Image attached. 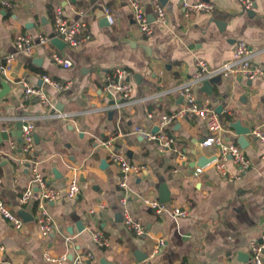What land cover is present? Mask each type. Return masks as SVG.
<instances>
[{"label": "crops", "instance_id": "obj_1", "mask_svg": "<svg viewBox=\"0 0 264 264\" xmlns=\"http://www.w3.org/2000/svg\"><path fill=\"white\" fill-rule=\"evenodd\" d=\"M132 1L11 0L12 8L0 7V58L14 56L10 73L0 74V200L24 223L16 229L0 214V264H52L45 259L47 251L72 260L78 254H91L89 264H101L103 259L114 264H244L239 259L243 253L249 254L252 264L251 242L264 233V148L250 133L249 144L242 149L230 124L239 121L250 130L264 125V80L222 76L212 97L202 92L201 85L193 89L199 102L209 98L215 110L223 106L219 115L227 127L224 138L251 161L247 170L228 161L230 176H222L214 160L196 175L194 151L209 136L196 116L166 128L177 140L172 150L160 151L134 129L142 126L153 131L161 115L183 107L180 86L198 72L199 58L219 67L231 58L237 43L245 41L254 62L264 67V0H251L250 11L243 9L240 0H163V4L138 0L149 18L151 35L142 33L136 23ZM186 1L209 2L215 9L186 16ZM157 3L166 10L164 25L155 21ZM59 5L70 21L87 24L88 42L62 51L52 44ZM97 12L112 16L113 23L102 25ZM19 35L32 38L31 54L17 51ZM42 37L50 40L49 47L40 43ZM52 51L72 66L55 63ZM117 68L127 71L125 80L133 86L128 98L107 89L108 78ZM43 75L70 86L65 91L53 89L43 82ZM22 81L44 88L50 106L26 97ZM149 114L155 119H149ZM24 119L36 125L39 142H35L34 159L48 185L60 193L47 203L57 224L48 237L42 236L37 223L39 189L34 187L28 203L20 201L31 179L28 164L20 162L21 143L17 137H1L5 131L16 135V125ZM109 140L129 162L145 167L129 181L128 203L132 217L144 225L143 235L123 223L121 173L108 160L104 143ZM201 147L205 157H217L215 147ZM73 177L81 192L70 199L67 189ZM162 183L171 192V201L165 204L186 209L187 217L156 214L143 205L142 197L160 199ZM96 233L109 245L97 243ZM138 254L147 258L140 262Z\"/></svg>", "mask_w": 264, "mask_h": 264}, {"label": "built area", "instance_id": "obj_2", "mask_svg": "<svg viewBox=\"0 0 264 264\" xmlns=\"http://www.w3.org/2000/svg\"><path fill=\"white\" fill-rule=\"evenodd\" d=\"M243 9L250 11L253 9V2L251 0H240ZM132 8L135 14V20L140 30L145 35H151L152 29L149 18L145 14L144 9L140 5L138 0H133ZM1 8H12L13 3L11 0H0ZM186 16L191 12H206L211 13L215 7L209 2H196V3H184ZM155 21L161 25L167 23L166 10L160 4L154 6ZM108 20L113 23L114 18L108 15ZM54 27H55V38L63 41L67 47L76 48L83 43L88 42L91 37L86 33L87 24L83 21L72 22L65 17L63 8L59 5L55 9L54 14ZM40 43L46 47H49L50 40L42 37ZM15 47L17 51L31 54L34 49V43L30 36L19 35L15 40ZM254 54L251 51L249 45L245 41L237 43L236 47L232 52L231 58L223 63L221 66L212 68L204 59H197L196 65L198 72L187 82L180 86V91L184 97L185 103L183 107L177 111L169 114L161 115L157 120L158 132L146 129L142 126L135 127L134 133L141 135L149 142L157 144L160 151L172 150L177 147V140L174 137L169 136L165 130L174 122L183 120L189 115L198 117L204 122L209 136L201 144L203 147H215L217 149V159L215 165L217 171L222 176H230L228 174L226 164L231 161L236 166L243 170H247L251 166V161L245 156L243 150L236 144L228 142L224 138V134L227 132V127L220 115L216 112L212 101L206 98L202 101H198L194 94V87L201 85V83L207 79L215 76L223 77H238L248 80L263 79L264 80V67L254 62ZM14 56L6 57L5 59L0 58V74L7 76L12 67ZM52 59L55 63L69 68L72 66L70 60L64 59L55 51H52ZM127 71L123 68L114 69L110 77L108 78L107 89L111 91H117L121 93L125 98H128L133 93V86L131 83L125 80ZM42 80L49 87L58 91H65L69 88V83L60 82L52 79L47 75L42 76ZM21 85L24 89L26 97H36L41 104L46 108L50 106V98L47 92L42 87L29 85L26 81H22ZM149 119L154 120L153 114L148 115ZM22 128V143L21 153L22 159L21 164H28V169L31 174L29 186L23 193L20 201L23 204L29 202L34 195V187L39 189L40 200L38 204L37 223L39 230L44 237H48L54 233L57 229V224L50 214L47 203L55 201L59 198L60 193L57 189L48 185L40 165L34 159L36 150L35 143V128L36 125L31 119H24ZM251 135L261 143L264 148V125H259L251 129ZM12 148L15 147L13 143ZM104 146L108 149V160L116 165L121 173V180L119 186L122 190L120 197V205L123 213V223L136 235L140 236L145 233L144 225L136 221L129 210V197L131 190L129 188V181L133 175H139L143 173L145 167L135 163L129 162V160L119 153L114 147L113 140H109L104 143ZM200 168L196 169V175L201 173ZM232 177V176H231ZM81 192V185L76 177H73L69 182L67 189V196L70 199H75ZM142 203L145 207L152 209L156 214L170 213L176 218H185L188 215L186 209L178 207H168L166 204L161 203L157 198L142 197ZM0 214L7 219L16 229H22L24 223L23 220L15 215L7 205L0 200ZM94 239L101 245L108 246L109 243L101 233H96ZM264 253V233L262 236L255 241L251 242V254L252 264H264L263 260ZM93 258L91 254L86 256L78 254L73 260H69L67 255L54 256L49 251L45 253V259L52 264H89V261Z\"/></svg>", "mask_w": 264, "mask_h": 264}, {"label": "water", "instance_id": "obj_3", "mask_svg": "<svg viewBox=\"0 0 264 264\" xmlns=\"http://www.w3.org/2000/svg\"><path fill=\"white\" fill-rule=\"evenodd\" d=\"M162 1V4H163V0ZM97 17L100 19V23L102 25H108L109 24V20H108V14L102 12V13H99L97 12ZM52 44L60 51L64 50L67 46L66 44L57 39V38H52L51 40ZM2 80H4V77L2 76L1 77ZM221 79H222V76H215V77H212L210 79H207L205 81H203L201 83V90L202 92H204L205 94H207L208 96L212 97L213 96V88L215 85L219 84L221 82ZM223 111V106L222 105H219L216 109V112L218 114H221ZM110 115H112V113H110ZM230 127H232L238 138H237V142L239 143V146L242 148V149H245L249 142L247 140V136L250 134L251 130L250 128L248 127H244L241 122L239 121H236V122H233L230 124ZM22 128H23V122L20 121L17 123L16 125V130H17V133L16 135H13V134H9L8 132H3L1 137L4 139V140H9L11 136L13 137H17L18 138V141L20 143H22ZM154 132H157L158 131V128H155L153 130ZM35 142L38 143L39 142V139L37 136H35ZM203 143V140L199 141V144L196 146L195 148V151H194V154L196 155L197 157V162L195 163V167L197 168H204L206 167L207 165H209L210 163H212L214 160L217 159V157H212V158H207L205 157L204 153H203V149L201 147V144ZM106 167V162L105 161H102V168ZM56 173V175L58 176L57 172L54 171ZM159 201L161 203H169L171 201V192L168 188V185L167 183H162L159 187ZM120 217V221L122 220V217L121 215H119ZM77 228L79 231H82L83 230V225L81 222H78L77 223ZM240 256V261L244 264H250V257H249V254H243V253H240L239 254ZM147 258V255H139L137 256V260L142 262L144 261L145 259ZM70 260H72V257H69ZM101 264H114V263H111V262H108L107 260L103 259L101 261Z\"/></svg>", "mask_w": 264, "mask_h": 264}]
</instances>
